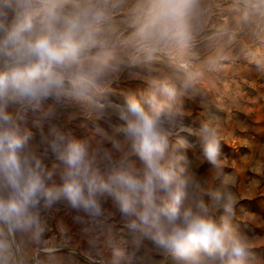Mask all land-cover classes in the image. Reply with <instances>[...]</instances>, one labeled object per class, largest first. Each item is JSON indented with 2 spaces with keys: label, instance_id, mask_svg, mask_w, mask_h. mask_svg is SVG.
I'll return each instance as SVG.
<instances>
[{
  "label": "clouds",
  "instance_id": "obj_1",
  "mask_svg": "<svg viewBox=\"0 0 264 264\" xmlns=\"http://www.w3.org/2000/svg\"><path fill=\"white\" fill-rule=\"evenodd\" d=\"M194 4L149 0L139 35L183 46ZM105 15L103 0H0V221L40 230L36 210L60 202L78 218H98L107 198L134 234V245L148 239L175 264H264L232 225L238 201L229 185L206 187L185 154L194 146L192 136L210 174H222L212 120L191 130L168 82L151 81L122 104L104 99L118 71L102 35ZM64 106L94 121L115 115L119 124L109 132L93 123V145L52 123ZM30 124L41 129L44 155L30 145ZM47 152L60 169L46 167ZM113 255V264L133 260L119 248Z\"/></svg>",
  "mask_w": 264,
  "mask_h": 264
},
{
  "label": "rangeland",
  "instance_id": "obj_2",
  "mask_svg": "<svg viewBox=\"0 0 264 264\" xmlns=\"http://www.w3.org/2000/svg\"><path fill=\"white\" fill-rule=\"evenodd\" d=\"M148 4L149 0H103L102 35L118 67L107 82L104 99L122 104L130 92L147 90L151 81L168 82L176 87L174 104L191 130L211 119L221 142L222 174H210L211 165L192 136L188 139L194 146L185 154L208 181L206 187L229 185L238 201L232 225L247 236L256 256L264 257V0H195L183 46L139 35ZM52 123L95 145L92 124L111 132L119 121L115 115L94 121L64 106ZM29 127L30 145L44 155L41 129ZM47 131L45 124L43 132ZM174 146L173 138L169 147ZM44 163L49 170L62 167L51 152ZM102 209V216L89 219L78 218L64 202L41 204L36 210L40 230H18L0 221V264H113L116 248L133 257L131 264H175L148 239L134 245V234L111 199L102 202Z\"/></svg>",
  "mask_w": 264,
  "mask_h": 264
}]
</instances>
